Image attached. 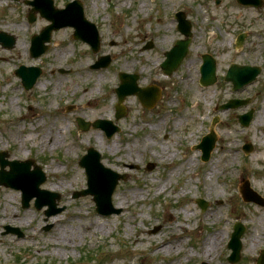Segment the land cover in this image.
<instances>
[{"label":"rangeland","instance_id":"rangeland-1","mask_svg":"<svg viewBox=\"0 0 264 264\" xmlns=\"http://www.w3.org/2000/svg\"><path fill=\"white\" fill-rule=\"evenodd\" d=\"M25 1L0 0V31L15 38L12 48L0 43V151H6L9 160L32 159L40 166L46 176L40 188L58 193L54 201L62 209L46 217V205L38 209L32 200L23 208L19 189L0 186V214L29 218L23 225L0 221V264H231L227 243L235 222L243 224L245 231L240 259L234 264H256L264 249V207L244 201L238 187L247 180L264 197V0L259 8L234 0H219L218 5L217 0H81L85 16L102 35L99 50L93 53L88 44L73 39L71 27H62L52 32L49 48L37 58L30 56L29 41L49 22L37 14L28 23L30 6ZM53 1L62 8L70 0ZM141 1L146 5L139 8ZM178 9L188 11L192 37L184 59L166 75L160 68L164 52L183 38L172 16ZM213 31L217 37L210 39ZM240 33L245 36L237 47ZM203 53L216 60L217 82L207 87L198 83ZM100 55H109L110 63L91 68ZM231 62L258 66L260 72L253 82L234 91L222 79ZM19 65L41 70L29 90L13 73ZM119 72L137 74L140 87H158L156 104L146 108L136 95H127L122 101L124 115L115 119ZM230 98L249 102L235 109H216ZM68 105H73L70 111ZM250 108L253 119L242 127L236 115ZM166 115L164 123L152 128ZM76 117L109 119L119 130L109 138L98 128L78 131ZM214 118L217 139L204 162L195 146ZM53 140L62 144L53 147ZM246 142L253 147L248 154L242 149ZM89 146L99 152L104 167L126 176L111 195L118 213L98 214L90 195L73 198L74 191L86 188V174L78 160ZM165 146L168 154H175L172 159L163 158ZM129 150L132 156L126 159L123 155ZM234 153L237 157L231 161ZM118 158L125 164L113 162ZM191 158L193 165L188 167ZM148 163L154 166L147 169ZM208 171H215L211 179H206ZM55 178L63 181V189L51 188ZM94 185L106 187L101 172L95 174ZM121 192L127 195L124 204L117 203ZM197 198L208 202L205 210ZM45 200L42 197L40 202ZM55 218L63 219L68 237L51 247L47 243ZM90 220L105 228L86 232L84 225ZM6 226L18 228L22 235L5 233ZM215 229L220 230V246L208 258L197 245ZM174 235L183 243L181 251L166 253L153 247ZM252 235L260 236L261 243L249 249Z\"/></svg>","mask_w":264,"mask_h":264},{"label":"water","instance_id":"water-1","mask_svg":"<svg viewBox=\"0 0 264 264\" xmlns=\"http://www.w3.org/2000/svg\"><path fill=\"white\" fill-rule=\"evenodd\" d=\"M245 4H253V5H260V0H239ZM34 6L32 11H39L40 14L51 21V24L46 26L39 35L33 37L32 39V46H31V53L34 57L39 56L42 54L47 45L45 42H48L50 39L51 31L57 29L60 26L64 25H72L75 28V34L85 35L87 40L92 45L93 49H96L98 45V39L96 30L94 26L87 22L83 17L82 8L78 1L66 4L64 9H56L53 7L52 0H34L31 2ZM84 26V27H82ZM180 28L185 35H189L188 32V24H184L183 21L180 19ZM0 41L5 47H12L14 44V38L12 36H5L3 32H0ZM188 40L183 42H177L174 46L172 53L174 56H168V59L162 64L163 69L170 73L172 69H174L178 63L181 61L183 56L187 50ZM204 64L201 68L202 77L203 79H209L212 83L214 81V61L210 56H203ZM108 58L101 60L98 62L97 65H106L108 63ZM259 73L258 67H249V66H238L232 64L228 70V74L226 76L227 80H231L233 83V88L236 89L239 86L249 83L256 78V75ZM15 74L22 78V84L26 89L32 87L35 83L39 72L37 68L28 67L25 68L24 66H20L18 69L15 70ZM122 84L116 90L118 95V103L116 105V118L118 119L123 115V107L120 105L121 101L123 100L124 96L131 93H136L142 105L151 107L156 100L159 98V92L157 89L148 90V89H140L136 87L134 77H131L127 74H120ZM126 79H130L131 83H126ZM148 92V93H147ZM246 101H240L237 99L229 100L227 103L219 106L220 109H227V108H234L238 107L240 104H244ZM252 111L239 116V120L242 125L247 126L251 120ZM78 127L80 130H87L89 126L94 128L100 127L103 128L106 132V136L110 137L114 132L118 130L117 127L112 126L110 121L107 120H95L94 122H84L82 119H77ZM216 136L211 129L209 134L202 137L200 143L197 145L202 152L201 160L207 161L210 158V153L214 148ZM252 149L250 144L244 145L245 152H249ZM6 152H0V166L3 168L6 164L10 166V172L4 175V171L0 170V183L4 184L5 186H11L15 188H20L23 192L22 196V205L27 206L28 201L33 197L36 196L37 199L35 200L36 207H41V204L38 202V198L41 195H50V199L46 202L48 204L49 209L46 211L47 215L54 214L60 209H56L54 206V198H58V195L51 194L48 191L41 190L38 186L45 180L44 174L41 172L40 168L35 166V169L32 171V175L35 176L33 183L31 184L30 188H26L27 180L23 175H17L15 172L18 170H23L24 172L28 173L29 166L33 163L31 160H27L25 162H18V161H11L8 162L4 160V156H6ZM100 156L98 152H96L93 148H88L87 153L81 157L79 161V165L85 168L86 175H87V189L81 190L79 192H75L74 196H83V195H93V200L96 204V211L101 215H109L111 213H118L119 210L113 208L111 205V195L112 192L118 182L119 179H124V175L117 174L110 169L104 168L99 161ZM153 164H148L147 168L151 169ZM101 172L105 176L106 180V187L101 190L98 188L97 185H94L95 174ZM31 192V193H30ZM242 197L246 201H254L264 206V198H261L256 192L252 191L249 188L247 182L243 188L240 189ZM198 204L204 210L207 206V202L203 199L197 200ZM245 228L240 223H235L233 226V232L231 234L230 240L228 242V247L231 249V254L228 257V260L231 263H235L239 260L240 257V237L244 232ZM257 264H264V250L261 251L260 256L257 258ZM206 264V263H202Z\"/></svg>","mask_w":264,"mask_h":264},{"label":"bare ground","instance_id":"bare-ground-1","mask_svg":"<svg viewBox=\"0 0 264 264\" xmlns=\"http://www.w3.org/2000/svg\"><path fill=\"white\" fill-rule=\"evenodd\" d=\"M124 3H127L126 0L124 1ZM145 5H146V2L141 1L139 8L144 7ZM209 36H210V39H213V38L217 37V33L215 31H213V32L210 33ZM189 72H191L190 68H189ZM101 78H102V75H101ZM7 80L10 81L8 76H7ZM188 80H190V76H187L186 79H185V84L186 85H188V82H189ZM45 84H47V82L41 83L39 85L43 86ZM91 99L92 98H90L89 100H91ZM104 108H106V107H104ZM166 120H167V115H166V117L161 118V121L159 122V124H156L152 128H158V126L160 124L164 123ZM175 123L177 125H179L181 123V120H177ZM52 127H54V125H52ZM31 135L32 134L28 135L27 138L31 139ZM97 142H98V144H100L99 138L97 139ZM52 143H53V145H52L53 147L62 144L59 140H53ZM41 144H42V141H41ZM52 146L50 148H53ZM118 151L121 152L122 148L118 149ZM20 152L22 153V151H20ZM162 152L166 155L163 158H166V159L167 158L168 159H172L175 156L174 153L173 154H168V148L166 146L163 148ZM123 156L126 159H129L132 156V151L131 150L127 151ZM236 157L237 156L234 153V154L231 155L230 160L234 161L236 159ZM116 161L125 164V160H122L120 158L114 160L113 162L115 163ZM106 162H108V160ZM109 162H111V160H109ZM186 164H187L188 167L192 166L193 165V159L192 158L189 159ZM179 170H180V166L175 169V171H177V172ZM214 174H215V171H208L206 173V179H211L214 176ZM50 185H51V188H53V189H63L64 188L63 181L60 180V179H56V178L53 179V181L50 183ZM161 189H164V187H162ZM11 197L12 196L10 195L9 198H11ZM126 199H127V195L124 192H121L117 196V201H118L117 203L118 204H124V201ZM5 212L6 211H4L3 213L0 214V221H9L11 224H16L17 223V224H21V225L29 222V218L27 216H25V217L15 216L14 217V216H12V214L9 215V214H6ZM188 215H189V213L186 210H184V216L187 217ZM167 216H168V220H172L174 218L173 215L170 212L167 214ZM206 219L209 220L210 217H206ZM203 223H205V221H203ZM54 225H55L54 230L49 235V236H51L50 237V241L47 243V245L51 246V247L52 246L56 247L60 243H63L62 240L65 238V236L68 235V233L66 232V229L64 228V223H63V219L62 218H55L54 219ZM104 228H105L104 224H93V220H90L88 223H86L84 225V229H85L86 232H92V231H95V230L98 231V230H102ZM185 228H187V227H185ZM187 230L188 231H192L191 228H187ZM220 237H221L220 230L215 229L213 232L209 233L204 238V240L201 243H199L197 245L198 251L201 252L203 256H206L208 258H211V257L213 258L214 251H216L219 248V246H220ZM138 240H139V237H136L135 241H138ZM1 242H2V240L0 241V243ZM259 243H261L260 236L252 235L251 239L249 241V249L254 248ZM153 247L155 249L162 248V250L164 252L170 253L172 251H181L182 248H183V243H182L181 240L178 239V236L174 235L173 239L167 238V239H165L162 242H155L153 244Z\"/></svg>","mask_w":264,"mask_h":264}]
</instances>
